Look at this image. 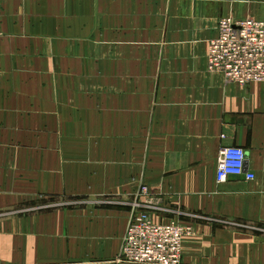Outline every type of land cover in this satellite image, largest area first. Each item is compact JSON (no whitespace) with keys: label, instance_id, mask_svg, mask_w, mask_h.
Returning <instances> with one entry per match:
<instances>
[{"label":"crops","instance_id":"0c3cea01","mask_svg":"<svg viewBox=\"0 0 264 264\" xmlns=\"http://www.w3.org/2000/svg\"><path fill=\"white\" fill-rule=\"evenodd\" d=\"M226 16L264 0H0V209H21L0 264H134L142 187L154 221L194 227L182 264H264V82L208 70ZM234 145L255 177L218 183ZM66 196L114 200L51 208Z\"/></svg>","mask_w":264,"mask_h":264},{"label":"built area","instance_id":"2783aa9c","mask_svg":"<svg viewBox=\"0 0 264 264\" xmlns=\"http://www.w3.org/2000/svg\"><path fill=\"white\" fill-rule=\"evenodd\" d=\"M2 33L0 31V46ZM208 70L222 74L229 83L246 86L264 82V20L256 18H220L217 36L210 39L207 50ZM231 176L248 180L255 175L246 171V151L242 146L220 148L216 180ZM140 196L149 192L141 188ZM151 200L137 202L129 221L120 252V260L134 264H182L183 245L194 235L190 224L156 222L146 209Z\"/></svg>","mask_w":264,"mask_h":264},{"label":"rangeland","instance_id":"374dc122","mask_svg":"<svg viewBox=\"0 0 264 264\" xmlns=\"http://www.w3.org/2000/svg\"><path fill=\"white\" fill-rule=\"evenodd\" d=\"M2 33V31H1ZM2 39V38H1ZM1 50V47H0ZM141 191V190H140ZM135 198L131 199L129 201V204H131L132 208H135V204L138 202H142V196L140 194H137ZM112 200L109 196H102V197H91V196H85V197H76V196H66V197H61L60 199H57L56 201L52 202L53 207L51 208H58V207H68V208H73L78 206H85V207H94V206H101V205H109L112 204ZM125 201V200H124ZM123 202H119L118 204H123ZM48 204H45L44 201H42L40 204H37L35 207L37 208H46ZM47 208H50L47 207ZM21 210V209H20ZM19 209H9V208H2L0 209V220L6 219L7 217H13V215H18L19 214Z\"/></svg>","mask_w":264,"mask_h":264}]
</instances>
